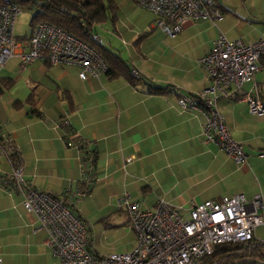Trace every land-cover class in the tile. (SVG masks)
I'll return each mask as SVG.
<instances>
[{"label":"crops","instance_id":"crops-1","mask_svg":"<svg viewBox=\"0 0 264 264\" xmlns=\"http://www.w3.org/2000/svg\"><path fill=\"white\" fill-rule=\"evenodd\" d=\"M216 1L223 20L190 22L170 36L135 0H117L116 23L98 24L95 33L100 43L140 71L139 86L106 74L83 79L74 65H49L43 60L21 69L20 59L10 58L0 69V80L11 82L8 88L1 85L0 142L13 140L25 179L55 195L69 189L83 191L81 151L65 141L66 127H71L93 141L98 151L95 181L89 193L79 196L75 209L89 224L96 218L106 223L116 213L124 214L130 224L126 212L115 206L116 198L126 193L151 209L161 198L187 206L224 195H264V114H252L245 101L219 100L233 138L247 154V160L237 165L215 142L206 141L203 112L182 109L178 102L180 93L195 94L210 85L198 59L212 49L221 32L246 42L264 38V0ZM254 82L264 91V67L246 89H253ZM147 83L169 87V92L149 93ZM16 101L22 105L17 107ZM12 170V162L0 152V175ZM218 181L217 196L200 197L202 191L192 196L180 186ZM36 229L37 217L24 207L21 193L0 182L4 264H59L46 233ZM93 236L90 243L98 252Z\"/></svg>","mask_w":264,"mask_h":264},{"label":"built area","instance_id":"built-area-1","mask_svg":"<svg viewBox=\"0 0 264 264\" xmlns=\"http://www.w3.org/2000/svg\"><path fill=\"white\" fill-rule=\"evenodd\" d=\"M151 11L154 25L175 36L190 22L210 20L218 23L224 13L216 0H135ZM22 7L9 0H0V69L12 57L20 59L25 69L38 60L52 65H74L83 79L105 74L107 63L92 46L56 25L39 23L30 34L18 36L15 31ZM96 41L100 36L93 33ZM264 38L253 42L229 39L222 32L212 49L198 59L211 81L195 94L180 93L182 109H199L206 117L203 135L231 156L237 165L247 160V154L236 141L219 110L221 99L245 101L252 114H264V91L253 82L264 67ZM135 77L140 71L133 69ZM1 92V90H0ZM0 152L13 164L4 184L19 191L24 207L37 217V230L46 233V243L59 264H215L207 262L224 242L255 241L256 230L264 225V195H224L187 206L161 198L155 208H145L129 194L116 198L117 209L126 212L136 233V243L126 252L101 255L91 245V230L76 212V201L85 193L68 190L55 195L40 190L25 179L22 159L11 138L0 142ZM82 177L79 185L90 186L95 181L96 167L81 151ZM264 242V240L262 241ZM259 259V258H257ZM0 264H4L0 256Z\"/></svg>","mask_w":264,"mask_h":264},{"label":"trees","instance_id":"trees-1","mask_svg":"<svg viewBox=\"0 0 264 264\" xmlns=\"http://www.w3.org/2000/svg\"><path fill=\"white\" fill-rule=\"evenodd\" d=\"M10 3L19 4L23 9L33 10L34 13L30 20V34L33 29L42 22L50 23L61 27L69 33L75 35L83 42L92 46L103 57L107 63L106 75L110 79L125 77L133 86L143 84V77H135L132 73L133 68L120 55L114 53L104 46L100 41L93 37L96 25L111 22L116 23L117 12L119 9L117 0H9ZM51 64L49 60H45ZM10 81L0 80V90L2 86L8 88ZM148 92L152 94H166L169 87L158 86L147 83ZM70 100V110H74V103L71 95L67 94ZM15 105L20 107L22 103L16 101ZM67 134L65 141L69 145H76L84 155L91 158V163L96 167L98 151L93 141L78 136L71 127H66ZM5 176L0 175V182L4 184ZM82 185V192L89 193L92 188ZM248 242H224L217 245L216 251L206 260L209 263L228 264L234 261L247 259L264 260V242L257 240Z\"/></svg>","mask_w":264,"mask_h":264},{"label":"rangeland","instance_id":"rangeland-1","mask_svg":"<svg viewBox=\"0 0 264 264\" xmlns=\"http://www.w3.org/2000/svg\"><path fill=\"white\" fill-rule=\"evenodd\" d=\"M34 11L23 9L18 16L15 31L18 36L26 35L30 32V20ZM189 194L196 195L202 191L200 197L206 195L217 196L219 195V181L212 185V182H207L201 185H193L191 183H183L180 185ZM181 188V190H182ZM118 211V210H117ZM91 233H93V239L97 243L98 252L101 255H106L113 252H126L130 250L136 241L135 230L125 221V215L122 213H116V215L107 219L106 223L103 219H93L89 224ZM258 232L261 236L260 240H264V226H260Z\"/></svg>","mask_w":264,"mask_h":264},{"label":"water","instance_id":"water-1","mask_svg":"<svg viewBox=\"0 0 264 264\" xmlns=\"http://www.w3.org/2000/svg\"><path fill=\"white\" fill-rule=\"evenodd\" d=\"M228 264H264V260L263 259H247L243 261L230 262Z\"/></svg>","mask_w":264,"mask_h":264}]
</instances>
